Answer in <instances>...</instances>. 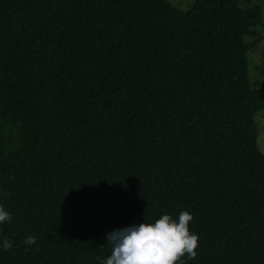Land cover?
Masks as SVG:
<instances>
[{
  "label": "trees",
  "instance_id": "trees-1",
  "mask_svg": "<svg viewBox=\"0 0 264 264\" xmlns=\"http://www.w3.org/2000/svg\"><path fill=\"white\" fill-rule=\"evenodd\" d=\"M253 1L0 0V264H101L184 210V264H264Z\"/></svg>",
  "mask_w": 264,
  "mask_h": 264
},
{
  "label": "clouds",
  "instance_id": "clouds-1",
  "mask_svg": "<svg viewBox=\"0 0 264 264\" xmlns=\"http://www.w3.org/2000/svg\"><path fill=\"white\" fill-rule=\"evenodd\" d=\"M8 217L0 209V220ZM192 213L181 211L177 217L163 213L153 221L144 219L106 234L110 254L101 264H184L185 254L196 255L198 234L190 229Z\"/></svg>",
  "mask_w": 264,
  "mask_h": 264
},
{
  "label": "rangeland",
  "instance_id": "rangeland-1",
  "mask_svg": "<svg viewBox=\"0 0 264 264\" xmlns=\"http://www.w3.org/2000/svg\"><path fill=\"white\" fill-rule=\"evenodd\" d=\"M183 11H188L195 0H169ZM260 5L263 8L264 0H254L252 4L243 3V7ZM245 41L253 42L254 47L248 52V71L253 87V98L259 104H264V21L257 26L255 34L244 36ZM258 125V143L264 152V108L256 116Z\"/></svg>",
  "mask_w": 264,
  "mask_h": 264
}]
</instances>
